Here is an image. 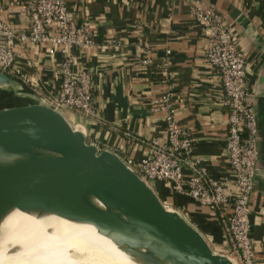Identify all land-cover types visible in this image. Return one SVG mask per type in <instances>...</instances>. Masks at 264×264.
<instances>
[{
    "label": "crops",
    "instance_id": "crops-1",
    "mask_svg": "<svg viewBox=\"0 0 264 264\" xmlns=\"http://www.w3.org/2000/svg\"><path fill=\"white\" fill-rule=\"evenodd\" d=\"M77 23L93 33L90 47H69L74 66L90 73L93 112L68 110L69 123L97 149L121 159L145 153L144 141L165 140L159 99L168 94L173 117L191 140L210 174L232 179L226 157V106L217 71L205 60L208 37L194 17L193 4L212 7L232 31L245 54L246 85L257 123L254 186L248 199L249 236L256 264H264V0H65ZM0 18L22 28L27 19L20 0H0ZM168 52H167V51ZM61 55L34 44L16 45L11 76L41 97L58 84ZM146 58L142 64L140 59ZM166 58L168 65L163 64ZM184 174L189 173L183 168ZM164 204L178 211L210 247L227 250L216 213L174 191L170 182L152 180Z\"/></svg>",
    "mask_w": 264,
    "mask_h": 264
},
{
    "label": "water",
    "instance_id": "water-1",
    "mask_svg": "<svg viewBox=\"0 0 264 264\" xmlns=\"http://www.w3.org/2000/svg\"><path fill=\"white\" fill-rule=\"evenodd\" d=\"M0 91V220L13 207L53 213L92 223L150 264H234L116 153L2 69Z\"/></svg>",
    "mask_w": 264,
    "mask_h": 264
},
{
    "label": "built area",
    "instance_id": "built-area-1",
    "mask_svg": "<svg viewBox=\"0 0 264 264\" xmlns=\"http://www.w3.org/2000/svg\"><path fill=\"white\" fill-rule=\"evenodd\" d=\"M20 6L27 19L24 27L0 18V69L11 73L16 45L34 44L49 53L58 51L61 58L57 65V87L42 98L64 116L68 110L92 114L90 73L86 68L74 66L75 56L69 49L94 44L92 31L85 23L76 22L65 0H20ZM193 14L208 37L205 60L217 71L220 80L227 122L224 147L232 179L210 174L202 157L192 153L190 137L174 119L167 93L153 100L165 109V140L150 137L144 141L146 149L142 156L122 160L144 181H168L174 191L185 193L214 211L227 241L226 255L234 264H256L249 236L248 199L254 186L257 123L246 85L245 54L212 7L193 4ZM140 61L147 63L146 58ZM168 63L166 58L163 64ZM184 167L189 173L182 172Z\"/></svg>",
    "mask_w": 264,
    "mask_h": 264
},
{
    "label": "bare ground",
    "instance_id": "bare-ground-1",
    "mask_svg": "<svg viewBox=\"0 0 264 264\" xmlns=\"http://www.w3.org/2000/svg\"><path fill=\"white\" fill-rule=\"evenodd\" d=\"M124 247L90 222L53 213L13 207L0 220V264H150Z\"/></svg>",
    "mask_w": 264,
    "mask_h": 264
},
{
    "label": "rangeland",
    "instance_id": "rangeland-1",
    "mask_svg": "<svg viewBox=\"0 0 264 264\" xmlns=\"http://www.w3.org/2000/svg\"><path fill=\"white\" fill-rule=\"evenodd\" d=\"M3 94H2V91H0V99H7V96H2ZM9 100V99H8ZM148 185L151 187V184H153V181H150V180H148ZM166 207H169V208H172V207H170V206H168V205H165ZM211 249L213 250V251H215V252H219V253H227L226 251H220V250H217V249H215V248H213V247H211Z\"/></svg>",
    "mask_w": 264,
    "mask_h": 264
}]
</instances>
